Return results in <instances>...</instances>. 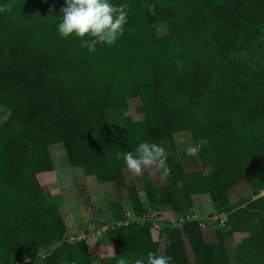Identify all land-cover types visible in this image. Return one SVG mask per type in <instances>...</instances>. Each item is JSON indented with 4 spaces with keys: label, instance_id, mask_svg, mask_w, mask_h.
<instances>
[{
    "label": "trees",
    "instance_id": "trees-1",
    "mask_svg": "<svg viewBox=\"0 0 264 264\" xmlns=\"http://www.w3.org/2000/svg\"><path fill=\"white\" fill-rule=\"evenodd\" d=\"M112 3L127 5L123 35L90 53L55 33L63 0H0V264H116L117 256L131 262L149 251L174 264H233L227 244L235 235L245 243L236 264H264V69L236 57L260 35L264 0ZM134 98L137 120L128 116ZM177 133L207 143L189 157L174 149ZM140 142L160 145L171 168L167 177L158 169L161 184L142 171L141 194L116 159ZM55 144L69 166L113 184L114 221L126 210L135 218L163 209L184 216L206 196L210 213L225 214L224 227L214 242L195 222L164 227L159 254L151 224L130 221L109 231L113 255H90L84 242L68 240L83 228L68 229L34 181L53 170ZM242 181L250 197L232 208L230 191Z\"/></svg>",
    "mask_w": 264,
    "mask_h": 264
},
{
    "label": "rangeland",
    "instance_id": "rangeland-1",
    "mask_svg": "<svg viewBox=\"0 0 264 264\" xmlns=\"http://www.w3.org/2000/svg\"><path fill=\"white\" fill-rule=\"evenodd\" d=\"M158 35L166 34L164 28H160ZM237 59L244 60L253 69H264V25L261 28L260 35L254 40L253 46L249 50L243 51L236 55ZM138 99L134 98L128 101L130 111L128 116L132 120L140 118L132 112L133 106L137 105ZM3 117L0 112V119ZM173 145L176 151H185L186 148L191 145V140L188 133H177L173 137ZM167 152L170 151V146L165 143ZM51 155L53 170L51 172H45L38 174L34 177V181L37 182L43 191L52 195L57 203L62 217L66 223L68 229H75V227L83 228V231L78 232L82 235L84 242L87 245L90 255H100L108 257L113 255V248L110 241V232L102 233L98 236H90L89 233L95 229L96 224L84 226L88 218H100L105 215H109V203L110 201L117 199L118 191L111 183H100L93 176H85L83 170L79 168H72L69 166L63 146L61 144H55L49 148ZM264 168V161L262 162ZM143 171H146L151 182L153 184H159L162 182V176L155 166L146 167ZM204 172H207L204 169ZM129 182L133 184L141 194L142 182L141 176L128 171ZM122 195L125 196L124 190ZM260 195H264V191L260 192ZM250 197V192L247 187L246 181H242L230 191V199L232 208H236L242 201L247 200ZM195 206L193 212H198L202 217H206L213 208L206 196H198L195 198ZM126 210L125 212H127ZM162 220L173 219L174 216L166 209L157 211V214ZM212 229L207 227L204 232H211ZM212 239V238H211ZM152 240V239H151ZM157 245V251L159 254L163 253V245L165 242L164 237H161L160 232L157 235L156 240H152ZM242 235H235L230 242H228V252L230 260L233 264L238 261L244 260L245 245ZM188 255H190L187 248ZM258 257L262 254L258 253ZM232 258V259H231Z\"/></svg>",
    "mask_w": 264,
    "mask_h": 264
},
{
    "label": "clouds",
    "instance_id": "clouds-1",
    "mask_svg": "<svg viewBox=\"0 0 264 264\" xmlns=\"http://www.w3.org/2000/svg\"><path fill=\"white\" fill-rule=\"evenodd\" d=\"M63 3L65 6L60 10L55 30L61 38H77L82 48L93 53L97 45L112 46L123 35L128 17L126 4L117 6L112 0H63ZM206 143V139H200L189 145L185 155L191 157L198 154L201 146ZM116 159H122L126 169L136 175H140L149 166L161 170L164 177L171 173L164 149L155 143L140 142L134 151H118ZM117 257L116 264H174L171 256L158 255L152 251L131 262L123 255Z\"/></svg>",
    "mask_w": 264,
    "mask_h": 264
},
{
    "label": "built area",
    "instance_id": "built-area-1",
    "mask_svg": "<svg viewBox=\"0 0 264 264\" xmlns=\"http://www.w3.org/2000/svg\"><path fill=\"white\" fill-rule=\"evenodd\" d=\"M156 214L157 213L148 210V213L142 216V218H135L130 211H127L124 213L123 220L108 222L107 224H96L95 229L90 231L89 235H101L102 233L111 231L116 226L125 225L130 221H135L137 223L149 222L151 224V239L156 240L160 230L164 227L181 228L185 224L195 222L200 229L210 227L214 231L223 228L225 223V214L223 213H209L206 217H202L198 212H193L184 216H174V218L170 220H162L161 217ZM83 235V233L82 235L77 233L76 235L69 236L68 240L81 242L84 239Z\"/></svg>",
    "mask_w": 264,
    "mask_h": 264
},
{
    "label": "water",
    "instance_id": "water-1",
    "mask_svg": "<svg viewBox=\"0 0 264 264\" xmlns=\"http://www.w3.org/2000/svg\"><path fill=\"white\" fill-rule=\"evenodd\" d=\"M114 218L111 215H105L103 217L100 218H96L93 222L94 224H107L108 222H113Z\"/></svg>",
    "mask_w": 264,
    "mask_h": 264
},
{
    "label": "crops",
    "instance_id": "crops-1",
    "mask_svg": "<svg viewBox=\"0 0 264 264\" xmlns=\"http://www.w3.org/2000/svg\"><path fill=\"white\" fill-rule=\"evenodd\" d=\"M161 183H159V184H161ZM201 232H202L203 238L206 242H214L215 239H214V231L213 230L211 232H204V229H201Z\"/></svg>",
    "mask_w": 264,
    "mask_h": 264
}]
</instances>
